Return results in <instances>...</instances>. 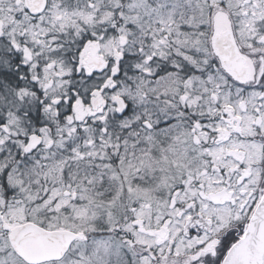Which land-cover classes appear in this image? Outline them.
<instances>
[{
	"label": "snow or ice",
	"instance_id": "obj_1",
	"mask_svg": "<svg viewBox=\"0 0 264 264\" xmlns=\"http://www.w3.org/2000/svg\"><path fill=\"white\" fill-rule=\"evenodd\" d=\"M0 264H264V0H0Z\"/></svg>",
	"mask_w": 264,
	"mask_h": 264
}]
</instances>
